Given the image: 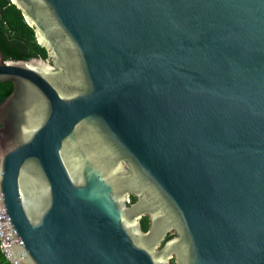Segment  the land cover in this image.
Masks as SVG:
<instances>
[{
  "label": "water",
  "instance_id": "obj_1",
  "mask_svg": "<svg viewBox=\"0 0 264 264\" xmlns=\"http://www.w3.org/2000/svg\"><path fill=\"white\" fill-rule=\"evenodd\" d=\"M0 236L14 264H264V0H10Z\"/></svg>",
  "mask_w": 264,
  "mask_h": 264
},
{
  "label": "trees",
  "instance_id": "obj_2",
  "mask_svg": "<svg viewBox=\"0 0 264 264\" xmlns=\"http://www.w3.org/2000/svg\"><path fill=\"white\" fill-rule=\"evenodd\" d=\"M0 52L3 59L47 57L46 49L36 41L33 28L25 22L21 11L10 0H0ZM0 264H13L1 249Z\"/></svg>",
  "mask_w": 264,
  "mask_h": 264
},
{
  "label": "built area",
  "instance_id": "obj_3",
  "mask_svg": "<svg viewBox=\"0 0 264 264\" xmlns=\"http://www.w3.org/2000/svg\"><path fill=\"white\" fill-rule=\"evenodd\" d=\"M0 249H1V251L4 253V255L6 256V258L7 259H9L8 257H7V255H6V253H5V250H4V247H3V244H2V240H1V236H0ZM10 260V259H9ZM10 262H12L11 260H10ZM13 263V262H12ZM14 264V263H13Z\"/></svg>",
  "mask_w": 264,
  "mask_h": 264
},
{
  "label": "flooded vegetation",
  "instance_id": "obj_4",
  "mask_svg": "<svg viewBox=\"0 0 264 264\" xmlns=\"http://www.w3.org/2000/svg\"><path fill=\"white\" fill-rule=\"evenodd\" d=\"M1 53V52H0Z\"/></svg>",
  "mask_w": 264,
  "mask_h": 264
}]
</instances>
